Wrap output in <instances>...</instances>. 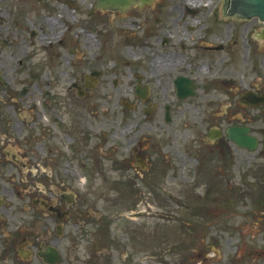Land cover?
Here are the masks:
<instances>
[{
	"label": "flooded vegetation",
	"instance_id": "af4514ba",
	"mask_svg": "<svg viewBox=\"0 0 264 264\" xmlns=\"http://www.w3.org/2000/svg\"><path fill=\"white\" fill-rule=\"evenodd\" d=\"M164 15L165 24L133 40L121 64L101 63L104 53L75 56L59 72L64 91L43 98L46 112L31 106L23 85L5 102L3 91L12 86L0 72V264H93L99 244L116 241H109L101 196L168 197L187 183L192 163L212 164L217 183L233 190L240 168L250 176L252 150L228 129L245 127L259 140L253 124L264 112L258 103L264 95L244 94L264 92L263 84L218 61L223 44L207 41L216 42L215 33L186 27L182 12ZM229 34L227 53L236 50Z\"/></svg>",
	"mask_w": 264,
	"mask_h": 264
},
{
	"label": "rangeland",
	"instance_id": "374dc122",
	"mask_svg": "<svg viewBox=\"0 0 264 264\" xmlns=\"http://www.w3.org/2000/svg\"><path fill=\"white\" fill-rule=\"evenodd\" d=\"M94 4L95 0H0V72L3 82L12 86L0 96L5 102L10 100V90L16 92L23 85L31 106L46 112L42 99L64 91L67 80L59 72L69 70L75 56L93 60L104 53L107 58L101 63L121 64L137 36L143 37L158 23L165 24L167 11L173 18L182 12L186 27L208 26L207 32L215 33L217 39L207 41L223 44L218 61L235 63L239 77L245 71L247 78L251 74L253 82L264 87V37L256 34L264 22L221 15L223 0H155L132 8L125 16L110 10L96 15ZM187 8L193 13H187ZM88 28L99 29L101 34ZM245 31L253 32L251 56L245 54ZM226 32L230 43L235 41L236 50L231 53L225 52ZM255 114L253 128L259 145L247 153L253 161L250 176L240 168L234 190L223 181L217 183L214 166L205 162L190 164L187 183L173 187L168 197L139 192L120 201L118 194L101 196L108 203L109 241H116L100 243L93 264H264V168H260L264 164V112ZM131 200H136L135 206L131 204L134 208L127 204ZM102 203H96V209Z\"/></svg>",
	"mask_w": 264,
	"mask_h": 264
},
{
	"label": "water",
	"instance_id": "95a60500",
	"mask_svg": "<svg viewBox=\"0 0 264 264\" xmlns=\"http://www.w3.org/2000/svg\"><path fill=\"white\" fill-rule=\"evenodd\" d=\"M97 7L101 9H111L124 11L131 5L145 3L149 0H97ZM231 11L236 13H242L245 16H257L260 19H264V0H233ZM224 0L221 15L240 16L233 12H227V5ZM245 128L242 129H229L230 137H232L239 145H244L249 148L255 146V137L245 134ZM236 132V135L234 134Z\"/></svg>",
	"mask_w": 264,
	"mask_h": 264
},
{
	"label": "bare ground",
	"instance_id": "6f19581e",
	"mask_svg": "<svg viewBox=\"0 0 264 264\" xmlns=\"http://www.w3.org/2000/svg\"><path fill=\"white\" fill-rule=\"evenodd\" d=\"M185 1L187 2V1H189V0H185ZM197 3L199 4L200 2H197ZM86 35H87V34H86Z\"/></svg>",
	"mask_w": 264,
	"mask_h": 264
}]
</instances>
